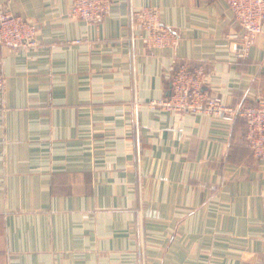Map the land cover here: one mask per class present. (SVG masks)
<instances>
[{
    "label": "crops",
    "instance_id": "1",
    "mask_svg": "<svg viewBox=\"0 0 264 264\" xmlns=\"http://www.w3.org/2000/svg\"><path fill=\"white\" fill-rule=\"evenodd\" d=\"M71 5L0 0L39 40L0 45V264H264V159L245 120L147 105L184 62L228 104L264 101V29L237 59L225 0H112L92 24ZM143 5L176 45L142 43Z\"/></svg>",
    "mask_w": 264,
    "mask_h": 264
},
{
    "label": "built area",
    "instance_id": "2",
    "mask_svg": "<svg viewBox=\"0 0 264 264\" xmlns=\"http://www.w3.org/2000/svg\"><path fill=\"white\" fill-rule=\"evenodd\" d=\"M241 27L239 35H233L229 49L237 59L246 58L264 29V0H225ZM112 0H72L71 15L88 24L104 19L111 10ZM162 10L158 6L143 5L134 10L133 16L140 28L138 38L148 48H165L178 42L177 32L164 24ZM75 42H80L76 40ZM38 25L8 9L0 10V45L13 50H28L38 46ZM207 69L203 64L181 63L170 75V93L166 97L147 102L153 110L171 113L205 114L234 121L245 120V142L252 154L264 159V101L231 105L219 94L204 89ZM5 78L0 71V91ZM1 110V109H0Z\"/></svg>",
    "mask_w": 264,
    "mask_h": 264
}]
</instances>
